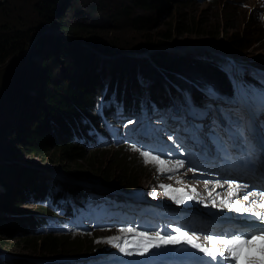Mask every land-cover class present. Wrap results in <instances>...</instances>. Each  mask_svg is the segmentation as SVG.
<instances>
[{"label": "trees", "instance_id": "trees-1", "mask_svg": "<svg viewBox=\"0 0 264 264\" xmlns=\"http://www.w3.org/2000/svg\"><path fill=\"white\" fill-rule=\"evenodd\" d=\"M126 1L134 8L151 13L169 9L166 5L167 0ZM29 2L33 6L36 4V11L33 12L37 13L38 19L44 26L49 29L56 27L59 32H64V35L70 36L73 40L56 33L55 36H52L53 34L46 37L37 36L34 51L40 59L42 57L39 63L41 67L35 72L32 71L34 69L32 67L29 72L33 73L28 76L25 70L23 74L15 76V66L13 72L8 73L0 89V129L8 132L11 127L14 132L6 141V146L5 143L1 144L0 136L2 158L7 157L5 148L10 146L16 151L17 148L22 147L28 155H38L47 159L46 162L50 163L51 168L61 161L68 164L88 162L94 173L70 165L64 168L66 170L64 174L69 178L94 181L95 186L102 191L109 188L130 191L136 186L137 172L129 167V163L126 162L127 156L121 147L112 150L111 152L114 153H110L108 157L104 156L102 151H96L97 157L87 151L101 140L110 143L106 132L111 131L109 124L111 111L134 116L139 114L141 108H145L148 115L162 108L163 104L169 108L170 105L165 102L166 98L163 96L165 93L158 84L162 82L160 73L171 77L197 108L200 105L197 102L199 96L195 94L190 83L210 89L219 98L232 95L229 85L233 83L232 79L227 78L228 76L214 65L193 59L191 56L156 51L148 55L149 61L127 57V53L139 54L149 48L169 46V44L179 45L170 42L172 39L170 27L156 33L152 30V25L155 23L152 17H131L129 4H125L124 0H30ZM228 8L229 5L221 11V20L226 25L225 30L230 29L231 24L228 21L232 18L231 10ZM2 13L10 17L6 11L3 12V8L0 9V16L5 17ZM97 14H103L111 24H118L122 31L126 32L124 35H128V40L135 38V42L136 40L138 42L121 43L119 36L109 39L105 37L108 36L107 31L104 32L103 37H98L102 33L94 32L95 28L113 31L110 30L112 26L109 23L103 24L102 20L92 18ZM7 19L4 18L6 21L0 25V65L6 58H13L21 53L27 43L33 39L29 38L30 32L15 28ZM177 29L180 34L184 32L183 34H193L195 37L207 36L215 39L221 34L222 38L228 36L229 52L244 59H252V56L246 53L249 48L255 50L252 51L254 53L264 51L262 30L257 40L256 38L251 40V38L247 39V34L244 33L232 36L215 31L214 34H208L203 30L204 28L198 30L196 24L192 22L188 27L177 26ZM250 33L252 34V31ZM48 42L52 44L51 48L46 47ZM82 43L89 46L94 53L84 48ZM102 56L116 57L105 59ZM47 59L54 67L50 71L47 64L45 66ZM25 64L26 67L29 66L27 62ZM55 69L57 74L53 75ZM38 73H42L41 79L36 78L39 77ZM43 74L46 76L44 77ZM135 75L150 81L146 86V93L138 85ZM262 87L258 86L259 89ZM30 88L35 90L34 97L28 93ZM11 99L14 102L19 100L20 103L27 102L20 110L13 108L9 110ZM99 100L104 104L101 105L98 113H94L93 109ZM32 106L37 107L32 110L33 113H31ZM26 107L30 113L21 110H26ZM8 118L12 119V122L7 124ZM15 121L19 123L24 121L27 125H31V128L27 127V131L24 132L22 126L14 123ZM86 151L88 156L84 158ZM9 154L15 155L10 152L4 160L16 159ZM14 165L15 163L10 166L0 165V185L4 189V193L0 194V235L16 234L18 237L16 241L18 243L21 241L23 247L34 251L42 250L47 256L42 260L41 258L36 260V264L53 261L54 257L58 259L90 252L93 246L89 241L42 232V226L49 225L51 218H53L52 225L58 227L65 224V219L76 218V215L83 210V205L92 197L86 188L81 184L57 188L60 184L56 180L46 179L41 173L34 176L29 168H20L19 165L14 167ZM14 198L16 201H13ZM20 200L25 204H32L33 207L24 206L25 204ZM72 204L76 207L73 208ZM53 211H58L61 217L55 219L57 215ZM3 255L7 254L0 251V264H28L19 254L7 255L8 263H6Z\"/></svg>", "mask_w": 264, "mask_h": 264}, {"label": "rangeland", "instance_id": "rangeland-1", "mask_svg": "<svg viewBox=\"0 0 264 264\" xmlns=\"http://www.w3.org/2000/svg\"><path fill=\"white\" fill-rule=\"evenodd\" d=\"M30 0H4L0 5V7L3 8V12H7L10 17H6L4 13L2 15H5V17L0 16V25L3 24L4 18H8L7 21L10 25H13L17 29H22L23 31L30 32L28 34L31 39L30 42L27 43L25 49L17 54L13 58H6L3 63L0 65V89L3 86V83L6 79V77L9 75L8 73L13 72L14 66L16 67L15 70V76L23 74L24 70L28 74H31L37 71L41 66H39V63L42 59H40L39 56L35 54L34 47L36 45V37H46L50 35L51 31H53V35H64V32H59L56 27H53V29H49L47 26H44L40 19H38V16L35 14L36 11V4L33 6L32 3L29 2ZM35 1V0H34ZM125 4H129L128 7L131 9V17H152L154 19V24L152 25V30L154 32H162L161 30H165L164 28L170 27L171 29V41L175 43V45L179 46H163V47H157V48H149L147 51H145L148 54H152L154 51H164L166 53H173L179 56H191L193 59L196 58L202 60V62H209L214 64L211 61H214V56L209 54L208 51L211 52V49L218 48L221 49L223 54L227 55L228 58L231 57L230 54L226 53L225 47L228 49L229 44H227V38L221 37V35L217 36V38H209V37H195L193 34H183L179 33L177 26L180 27H188L189 24L192 22L196 24V27L198 30H205L206 33L214 34L215 31L218 32H225L227 35H240L241 33L247 34L246 38L251 40H254L253 38H256L260 34L262 30L263 39H264V0H167L166 5L168 6V10H157L156 12H148V11H142L140 9L134 8L128 1L124 0ZM223 4V8H222ZM229 5V10H231L232 18L228 21L230 22V29L225 30V23L221 20V11H223L227 6ZM31 6H33L31 8ZM226 11V10H225ZM62 12V10H61ZM97 18L98 20H102L103 24L109 23L110 30L113 32H109L108 29L105 28H95L94 32L101 31L102 34H99L98 37H103L105 34L104 32L107 31L108 36H105L109 39L114 38L115 36H119V40L121 43H124V41H128V43H134L135 38L128 40V35L125 36V31H122L120 26L111 24L108 20L105 19L103 14H97L95 16H92V18ZM66 20V19H65ZM88 23V21H87ZM91 23V22H90ZM89 23V24H90ZM106 27V26H105ZM119 29H118V28ZM108 28V27H106ZM64 31V30H63ZM122 31V32H121ZM252 31V34L250 33ZM56 33V34H55ZM110 34V35H109ZM116 34V35H115ZM64 37L68 40H73L70 36L64 35ZM116 38V37H115ZM138 41L136 40L135 43ZM43 42H41L42 44ZM83 45L84 48L90 49L89 46L85 44ZM193 45V46H192ZM257 45V44H255ZM202 46L203 49L200 51L198 50V47ZM225 46V47H224ZM45 47V46H44ZM46 47L51 48V43H46ZM184 48H187V50H183ZM192 47H196L193 49ZM171 48H174L172 51ZM193 50V52H190V50ZM91 50V49H90ZM229 50V49H228ZM43 51V50H42ZM41 51V54H42ZM93 53L94 51L91 50ZM187 51V52H185ZM255 51L252 48H249L246 53H249L248 56H252V59H247L254 62L257 66H250L245 61H239L241 63H245L248 65V67L239 68L237 72L240 74H243L244 76H248V81L250 83H254V80H258L259 82H264V51H257L256 53L252 52ZM206 53V54H205ZM38 54V53H37ZM127 55V54H126ZM202 55V56H201ZM205 55V56H204ZM205 58H204V57ZM207 56L209 59H207ZM105 59H115L116 56H102ZM217 58V57H216ZM205 59V60H203ZM218 59V58H217ZM255 59V61H253ZM210 60V61H209ZM221 60V59H219ZM43 61V60H42ZM222 61V60H221ZM28 63L29 66L26 67L25 63ZM220 62H217V64ZM226 61L221 62L220 64H224ZM228 63H231L228 61ZM47 64V68L50 71L53 66L50 65L49 59L45 61V66ZM216 65V64H214ZM233 68L235 65L231 63ZM217 66V65H216ZM26 67V69H25ZM34 68L32 71L29 72L31 68ZM46 68V69H47ZM42 69V68H41ZM44 69V68H43ZM220 69V68H219ZM223 70V69H222ZM42 73L43 70H41ZM225 71V69L223 70ZM256 72L257 75L254 73ZM42 73H38L39 77H36L38 79L42 78ZM36 74V73H35ZM56 69L55 73L53 75H56ZM230 75V73H229ZM45 77L46 75L43 74ZM122 78V75H121ZM142 83V80H140ZM44 82V80H42ZM150 84V81H148ZM159 84V83H158ZM160 88L164 90L168 96V99L170 103H176V101H173L172 98L169 96L168 88H166V85L163 83H160ZM143 92L146 93V87L143 88ZM28 93L31 97H34L35 90L33 88H30L28 90ZM30 100V99H29ZM7 101V100H6ZM11 101H13L11 103ZM10 101V109H19L23 107L22 105L25 104L27 101H23V103H20V100L17 102H14L13 99ZM9 104V101H7ZM43 104V102H42ZM101 106V102H98V104L94 107L93 112L97 113L99 108ZM173 107H176V105H172ZM27 108V107H26ZM37 109L36 106L31 107V113H33V109ZM24 112L30 113L29 109L26 110L21 109ZM158 113L153 115L151 117V120L153 122V125H157L158 131L165 134V137L167 140H170L174 145L177 143H183L185 144H191L189 142V137L185 136L184 133L189 130V123H195V127L197 125H200L201 127H205V131L203 132L205 139L207 141L212 138V134L207 132L206 130L209 129L210 131H214L216 135L219 138H223V134L220 133V131L216 130L220 127L219 123L216 122L214 119V114L216 111H214L212 108L209 109L208 113L206 112V116L202 120L193 119L191 117H187L185 114L182 115H175L171 110H166L165 107L163 109H160ZM8 112V111H7ZM154 113V112H151ZM9 121L6 120L7 124L12 122V119H9ZM111 124H114L115 127L124 128V131L122 132V135L118 139V144L115 142H111L109 144L105 142H101L97 144L95 147H89L87 149L88 153H93V156H98L96 151H102V154L104 156L108 157L112 150L116 149L117 147H121L122 151L126 154V162L129 163V167L132 171L137 172V181L136 186H134V190H141L142 196H144L146 199H149L148 197H154V200L163 199L161 203L165 206L174 207L178 205H183L184 203L180 199L181 193L183 192V189H185L186 183H194L193 186H198L199 188L202 187L205 189L206 185L202 181H200V178H198V174L189 170L185 165H179L178 163H174V160L172 159H162L154 154H152L151 147L155 146L157 144V140L161 137L159 134L154 133L153 131L147 130V124L148 120L145 118L143 112L136 116H131L130 114L125 115V117L121 113L112 112L110 115ZM22 123H19V121H15L14 123H17L18 125L22 126V130L25 132L27 131V127L31 128V125H27L26 122L21 121ZM24 122V124H23ZM12 123V124H14ZM238 124H245L244 122L238 120L235 122V124H230L232 127H237ZM11 126V125H10ZM9 126V127H10ZM13 128L10 127V130L8 132L4 131V129H0V136H1V144L5 143L4 146H6V141H8L9 136L14 132L12 131ZM147 132L148 137L145 138L144 132ZM9 148V149H8ZM5 148V152H7L6 156L8 157V153L13 152L15 155L13 156L16 159L13 161L4 160L6 158H2L0 156V165L10 166L11 164L19 165L20 168H29L33 175L36 176L37 173L44 174L46 179H54L57 182H59L60 185H58L57 188L60 186L63 188H67L69 185L74 184H81L83 185L86 190H89L91 194H93V197L90 199L87 205H83L84 209L83 211L90 212L91 210L94 211V213L97 212L99 206L101 204H107L109 205V208L106 212H109L111 209L114 208V205L119 207L120 211L124 214V216L132 220L134 216V212L138 210H142L143 206L137 203H131V200H128L126 197L121 196L118 193H115L113 190H110L109 192L103 194V191L95 186L94 181L89 180H83L82 178L76 179V178H69L67 174H64V171L66 173V170L64 169L66 166L74 165L77 167V169H80L82 171L91 172L94 173L93 168L88 166V162H77L73 164H68L65 162H59L54 167H50V163L46 162L48 161L45 158H41L38 155H28L25 153L24 150L17 148L14 150L13 148ZM3 151V148L0 150L1 153ZM85 153L86 158L88 156V153ZM202 152V149L200 147L197 148V150L194 153ZM51 151L48 152L50 154ZM54 153V151H52ZM147 153L148 155L145 156L144 154ZM191 154V155H192ZM190 155V156H191ZM103 156V157H104ZM188 156L187 159L190 157ZM209 156V155H207ZM2 159V160H1ZM87 160V159H86ZM102 160V159H101ZM45 163V164H44ZM14 165V167H16ZM48 165V166H46ZM52 170V171H51ZM223 170L222 168H212V169H206L203 172L206 174H209L211 176H214L216 172H219ZM27 171V170H24ZM184 176H180L181 174ZM186 178V179H185ZM174 181V182H173ZM165 184L169 185L170 187L174 188L176 191L175 197L166 196V189ZM177 188H180V191L176 190ZM201 189V188H200ZM213 186L208 185L206 187L207 193H210L213 191ZM152 192V193H151ZM4 193L3 187L0 185V194ZM13 201H16V198H14ZM21 203L25 204L20 200ZM112 204V205H110ZM24 206L33 207L32 204L28 203ZM112 206V207H111ZM75 207V206H73ZM24 208V207H23ZM183 208V207H181ZM82 211V212H83ZM173 211L178 212V210H171L170 213ZM80 212L77 214L76 218H81ZM56 213H58L56 211ZM3 214H6L3 212ZM58 216H56L55 219H57ZM139 221V216L137 217ZM85 221V219H84ZM51 222L53 220L51 219ZM43 232H47L48 230L53 231L54 236H66L69 239H76L77 240H84L89 241L91 244H101L103 245V248L100 250H96L92 253H89V255H79L78 257L81 258V260H73L71 262H65L67 260L73 259L72 257H62L56 259L54 257L53 261L48 262L46 261L43 264H92L95 262L100 254L104 252L109 246L110 241H105V237L109 234H115V233H122L123 228L121 227V224L117 226H113L112 224L109 226L104 225V221L100 219H96L95 221H91V223L86 225H83L82 223H79L77 221L70 223L68 226L64 228H57L52 225H46L43 229ZM15 238V239H14ZM17 235L11 234V235H0V251H2L4 254H7L9 256H16L21 255L20 257L22 259L27 260L28 264H36V260H41L43 257L47 256L43 253V251H34L31 249H27L23 247V243L21 241H16ZM115 238V237H113ZM112 238V241H113ZM94 253V254H93ZM96 255V258L94 256ZM52 258V257H51ZM50 258V259H51ZM82 261V262H81ZM5 262L8 263V258L5 260ZM65 262V263H64Z\"/></svg>", "mask_w": 264, "mask_h": 264}, {"label": "snow or ice", "instance_id": "snow-or-ice-1", "mask_svg": "<svg viewBox=\"0 0 264 264\" xmlns=\"http://www.w3.org/2000/svg\"><path fill=\"white\" fill-rule=\"evenodd\" d=\"M144 155L147 156L148 154L145 153ZM259 195L264 196V192L259 193ZM244 199L248 200L249 197L245 195ZM224 203L226 204V202ZM257 206L264 209V203H260ZM235 211L242 213V208L239 204L235 205ZM249 212L258 222L264 223V213L254 212L251 208ZM176 231L178 233L177 236L164 237V242L178 244L181 241H187L192 243L193 247H197L187 233L180 229ZM205 240L211 243L213 247L212 249L200 248V251L205 252L214 261L219 257L218 264H264V228L257 233L239 231L230 235L205 237ZM217 244L223 245V250L217 248ZM121 251H124V249H121Z\"/></svg>", "mask_w": 264, "mask_h": 264}, {"label": "bare ground", "instance_id": "bare-ground-1", "mask_svg": "<svg viewBox=\"0 0 264 264\" xmlns=\"http://www.w3.org/2000/svg\"><path fill=\"white\" fill-rule=\"evenodd\" d=\"M50 34H53V31H51V33ZM193 46V45H192ZM193 49L195 48V50H196V47H192ZM201 49H203L202 48V46H199L198 47V50L197 51H200ZM183 50H187V48H184L183 47ZM188 50H190V49H188ZM173 51V50H172ZM185 52H187V51H185ZM190 52H193V50H190ZM223 53H225V52H223L221 49L219 50L218 48H213V49H211V52H209L208 51V55L209 54H211V55H213L214 56V58H213V60L214 61H211V62H213V63H217V62H223V61H226L227 59V61H229V62H231V63H233L235 66L233 67V68H236L237 67V63H235L234 61V58L231 56V57H229L228 58V56L227 55H225V54H223ZM206 54V53H205ZM202 56V55H201ZM205 56V55H204ZM203 56V57H204ZM218 59H217V58ZM225 57L227 58V59H225ZM205 58V57H204ZM207 59H209L208 57H207ZM219 59H221V60H219ZM219 64V63H218ZM232 82L233 83H236L234 80H232ZM211 106L212 107H208L206 110H207V113H208V111H209V109H213L214 111H215V109L213 108L214 107V104L213 103H211ZM230 125V124H229ZM254 139H255V143L259 146V147H264V141H263V138L262 137H254ZM261 149H264V148H261ZM262 153V152H261ZM228 166H225L224 168L222 167V169L225 171V173H227L226 174V177H228V178H232V177H234L233 176V174L232 173H229L228 171H229V169L227 168ZM237 178H240V175L237 177ZM259 183H261V181L259 180ZM109 206V205H108ZM112 207V206H111ZM210 259H212V257H209ZM209 259V261H208V264H214V260L212 259V260H210ZM216 262H217V260H216ZM175 264H180V262L179 261H177Z\"/></svg>", "mask_w": 264, "mask_h": 264}, {"label": "water", "instance_id": "water-1", "mask_svg": "<svg viewBox=\"0 0 264 264\" xmlns=\"http://www.w3.org/2000/svg\"><path fill=\"white\" fill-rule=\"evenodd\" d=\"M4 0H0V3H2ZM172 50H174V49H172Z\"/></svg>", "mask_w": 264, "mask_h": 264}]
</instances>
